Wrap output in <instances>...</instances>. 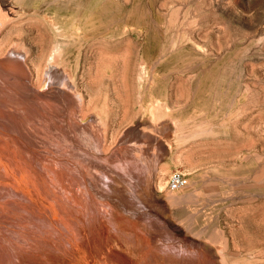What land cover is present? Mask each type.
<instances>
[{
  "label": "rangeland",
  "instance_id": "374dc122",
  "mask_svg": "<svg viewBox=\"0 0 264 264\" xmlns=\"http://www.w3.org/2000/svg\"><path fill=\"white\" fill-rule=\"evenodd\" d=\"M29 1L45 17L31 16L17 5L5 9L0 2L10 17L0 26V66L7 56L21 61L30 75L22 81L34 92L45 88L51 66L79 67L70 85L76 87L53 84L47 90L82 98V107L79 100L73 106L82 115L80 125H94L103 139L99 156L114 165L140 141L151 149L160 144V171L153 190L142 193L148 208L170 225L167 234L153 240L158 255L178 259L183 251L205 246L213 256L207 262L264 264V236L254 229L264 222V0H99L95 11L85 7L91 0ZM26 24L32 30L27 32ZM54 25H71L75 31L57 40ZM19 28L24 30L19 33ZM58 47L61 55L51 62ZM24 105L39 113L35 116L43 131L49 112L34 110L0 78V142L4 136L20 151L45 158L69 149L94 151L90 141H77L55 123L46 137L37 134L26 141L20 126L27 129L28 123L17 118ZM175 172L187 176L188 185L171 191L168 181ZM6 197L0 195V222L7 219L4 210L11 203ZM243 201L255 211L247 219L242 218ZM94 203L92 209L99 206ZM11 224L0 227V261L21 226ZM96 239L65 231L49 250L62 255L56 264H85L83 257L99 255L112 264H145L121 241L104 245Z\"/></svg>",
  "mask_w": 264,
  "mask_h": 264
},
{
  "label": "bare ground",
  "instance_id": "6f19581e",
  "mask_svg": "<svg viewBox=\"0 0 264 264\" xmlns=\"http://www.w3.org/2000/svg\"><path fill=\"white\" fill-rule=\"evenodd\" d=\"M0 2L3 3L5 9L11 8L12 5H17L18 9L28 11L31 16L45 17V12L42 9H32L29 0H0ZM98 3L99 0L87 1L85 7L95 11ZM30 7L31 9L29 10ZM13 10L16 12L15 9ZM8 18H10L8 11H4L0 4V26L4 22L7 23ZM23 20L21 21L23 22ZM27 20L29 21L30 19L28 18ZM31 20L33 21L34 18ZM36 20L38 19L36 18ZM41 22L43 23L42 20ZM45 25L46 23L43 26ZM32 28L29 27L26 31L28 32ZM15 29L17 31L18 28ZM24 29H26V26ZM24 29L21 28L20 30L19 28L18 32L20 33ZM52 30L56 39L61 40L74 33L75 28L71 25H54ZM45 31L44 33L47 32ZM33 32L31 31L28 34ZM22 38L24 37L22 36ZM39 49L37 48V50ZM43 49L45 50L44 47ZM11 54L16 55L17 53L13 52ZM60 55L61 50L58 47L51 53L49 59L51 62H55ZM15 60V57H6L5 63L0 66L1 80L10 87L11 91L22 94L23 99L34 105V110L39 112L42 109L44 112H49V117L44 121L47 125L43 123L42 127H45L43 131H40L38 126H41L42 123H39L35 116H39V113L30 112V109L26 107L27 105L22 106L17 118L23 119L28 123L27 129L20 126L21 133L26 138V141H30V136H37V134L45 136L49 132V125L55 123L58 128L62 129L63 127L64 131H69L77 141L82 139L90 141L93 144L94 151L87 149L86 151L68 153L70 149L68 151L64 149L66 150L65 152L63 151L64 153L50 154L51 157L48 158L37 157L28 153V151L27 153L20 151L16 147L17 144L11 139L4 136L1 137L4 141L0 142V195L7 196L11 203L4 210L7 213V219L4 222H0V227L7 225L10 228L14 225L11 224L12 221L21 226L15 232L17 237L13 242L9 243L10 248L6 252V258L0 261V264H23L22 262L29 260L40 261L41 264H56V258L62 257V255L53 254L49 249L52 248V244L58 242L59 235H62L65 231H69L72 237L83 239L93 237L97 241L96 238L99 237L104 245L109 240L112 242L121 241L134 252L133 256L134 254L135 256L137 255L145 264H217L216 261L213 262L212 260L207 262L213 256H211L212 250L205 246L201 251H183L178 259L164 258L158 255L154 248L156 246L154 245L155 239L170 231V225H168L167 221L154 214V211L152 212L148 208L144 198H142L144 190H153L155 178L158 175L156 173L160 171L159 161L162 160L163 151L162 149L158 150L159 143L151 149L149 146L145 147L143 145L144 140L140 141V144L134 146L125 155V160L117 161V165L110 163L109 158L105 159L99 156L104 153L103 139L100 133L94 128L93 124L86 127L81 126L82 115H79L73 109L78 100L82 107V98L75 100L74 94L57 88L47 90L53 84L62 89L76 87V85H70L75 84L79 76V67L73 69H59L57 67L54 69L51 66V69L46 73L45 88L41 92H34L30 85L22 81V79H29L24 64ZM41 77L43 78L44 76L41 74ZM103 77L105 76H102V79ZM55 80L56 83L53 82ZM113 80L115 81V79ZM103 88L105 89V87ZM93 95L91 96L92 98ZM95 96L96 94L94 98ZM13 97L15 99L14 95ZM94 102H97V100L95 101L94 99ZM11 108L14 109V107ZM27 143L30 147L33 144ZM231 182L228 179L224 180L225 184H231ZM99 200L101 202L104 201V204H100ZM93 202L99 205L96 209L90 207ZM242 203L244 204L241 209L242 218L247 219L250 213L255 211L252 210L253 208L249 209L245 205L246 202L243 201ZM11 205H13L12 208L10 207ZM129 208L132 209L130 210ZM8 215L13 216L12 219ZM254 229L264 236V222L256 225ZM117 245L120 247L119 243ZM99 256L83 257V259L87 260L85 264H112L109 263L107 256V258L104 255ZM110 256L114 258V255Z\"/></svg>",
  "mask_w": 264,
  "mask_h": 264
},
{
  "label": "built area",
  "instance_id": "2783aa9c",
  "mask_svg": "<svg viewBox=\"0 0 264 264\" xmlns=\"http://www.w3.org/2000/svg\"><path fill=\"white\" fill-rule=\"evenodd\" d=\"M188 178L180 172H175L171 175L168 181V188L172 191H176L187 185Z\"/></svg>",
  "mask_w": 264,
  "mask_h": 264
}]
</instances>
